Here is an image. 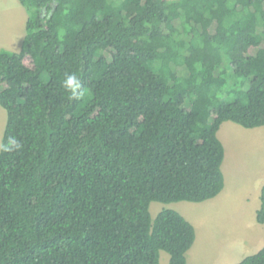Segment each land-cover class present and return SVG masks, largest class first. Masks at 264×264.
Returning <instances> with one entry per match:
<instances>
[{
    "label": "trees",
    "instance_id": "obj_1",
    "mask_svg": "<svg viewBox=\"0 0 264 264\" xmlns=\"http://www.w3.org/2000/svg\"><path fill=\"white\" fill-rule=\"evenodd\" d=\"M20 1L21 48H0V264H187L195 226L150 206L218 196L222 124L264 125V0Z\"/></svg>",
    "mask_w": 264,
    "mask_h": 264
},
{
    "label": "rangeland",
    "instance_id": "obj_2",
    "mask_svg": "<svg viewBox=\"0 0 264 264\" xmlns=\"http://www.w3.org/2000/svg\"><path fill=\"white\" fill-rule=\"evenodd\" d=\"M28 13L20 0H0V48L19 51L25 36ZM8 120L0 103V151ZM219 137L225 146V187L203 202L153 201L155 219L163 209H174L196 228L197 239L187 254V264H233L264 246V224L257 220L264 183V125L247 128L224 122ZM161 264L170 254L161 251Z\"/></svg>",
    "mask_w": 264,
    "mask_h": 264
},
{
    "label": "clouds",
    "instance_id": "obj_3",
    "mask_svg": "<svg viewBox=\"0 0 264 264\" xmlns=\"http://www.w3.org/2000/svg\"><path fill=\"white\" fill-rule=\"evenodd\" d=\"M65 86L66 87H69V90L72 91L73 94H75V87H79V83H78L77 78L75 76L68 77L66 79V81H65ZM9 142L12 145L18 146L17 141L14 138H10V141Z\"/></svg>",
    "mask_w": 264,
    "mask_h": 264
},
{
    "label": "crops",
    "instance_id": "obj_4",
    "mask_svg": "<svg viewBox=\"0 0 264 264\" xmlns=\"http://www.w3.org/2000/svg\"><path fill=\"white\" fill-rule=\"evenodd\" d=\"M263 185H264V183H263ZM263 185H262V187H263ZM261 190H262V189H261ZM260 198H261V193H260ZM260 206H261V203H260ZM259 208H260V207H259ZM259 208H258V209H259ZM257 211H258V210H257Z\"/></svg>",
    "mask_w": 264,
    "mask_h": 264
}]
</instances>
